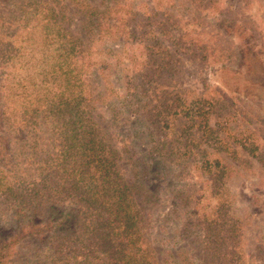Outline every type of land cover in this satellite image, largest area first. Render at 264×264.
Masks as SVG:
<instances>
[{"label": "trees", "instance_id": "1", "mask_svg": "<svg viewBox=\"0 0 264 264\" xmlns=\"http://www.w3.org/2000/svg\"><path fill=\"white\" fill-rule=\"evenodd\" d=\"M21 1L0 8V199L15 225L0 231V264H245L246 214L231 203L226 180L232 167L217 155L238 160L219 133L229 108L215 92L208 96V85L201 95L186 88L172 95L162 81L172 76L178 54L204 60L211 50L225 85H240L229 56L221 54L224 62L209 47V28L189 27L206 26L210 18L241 36L264 104V25L221 8L218 0H139L138 6L134 0ZM70 6L82 18L80 36L68 30ZM208 6L215 11L205 12ZM111 66L119 69L117 80L128 83L132 74V91L120 97L110 87ZM230 76L238 82L226 81ZM152 99L163 105L155 102L151 110ZM176 119L183 122L179 130L162 137ZM259 149L255 156L262 161ZM197 155L205 178L195 190L181 166ZM160 180L167 186L149 188L147 182ZM206 191L212 205L205 206L207 197L201 202ZM168 201L176 216L184 215L183 233H167L169 247L158 253L154 246L163 238L153 233V219ZM25 238L31 240L22 249ZM263 247L255 250L260 264Z\"/></svg>", "mask_w": 264, "mask_h": 264}, {"label": "rangeland", "instance_id": "2", "mask_svg": "<svg viewBox=\"0 0 264 264\" xmlns=\"http://www.w3.org/2000/svg\"><path fill=\"white\" fill-rule=\"evenodd\" d=\"M145 1V0H143ZM220 2L221 8H224L230 12H233L239 15L240 18H251L253 21L258 22V26L264 25V0H218ZM2 2V3H1ZM66 2V1H64ZM21 3H24L21 0H0V8L4 11L5 6H19ZM152 3V2H151ZM149 1H145V4H151ZM166 4V2L164 1ZM3 4V5H2ZM131 4H142L139 0H134ZM4 6V7H3ZM160 6V5H159ZM164 6V5H163ZM214 6V5H213ZM70 24L68 25V30L75 35H81L80 33V23L82 18L76 13L75 9L70 6ZM140 10H143V7H140ZM150 10V9H147ZM214 12L215 9L212 6H208L205 12ZM172 14L176 12L171 11ZM179 18L185 22H190L191 18L189 15L179 13ZM23 22H28L26 19ZM206 26H197L196 23L191 24L189 27L195 28L198 32L206 31L211 40L209 42V47L212 46L215 49V54H223L229 56V63H227L233 70L241 74L240 85L235 86L232 90L225 85L223 80L219 77L220 63L212 62L210 56L212 53L211 50H208L207 57L204 60H200L199 57L193 58L192 56L185 54H178L179 61H175V65L172 66L173 72L171 77H168L162 81L163 88H166L170 91V94L175 95L176 91L180 88L189 89L192 93L196 95H201L205 91V86H209L208 96H211V92H215L217 96L225 101V107L229 108L228 115L225 114L228 118L222 123V129L219 131L220 136H225L226 140L229 143L230 147L237 152V161L229 160V157L225 152H218V156H221L227 160V163L231 165L232 175L229 179L226 180V188L229 190V194L232 197V205L237 209L239 215L246 214L245 220L242 219L243 223V241L241 248L243 249L246 255L245 264H260L259 259L255 257V250L259 248L260 244H264V155L262 161L255 156L256 152L259 154L260 147L264 148V104L261 100L258 99L257 94H255V74H251L248 71L249 66L255 68V62L251 63L249 50H246L245 45L242 43L241 36L236 33H228L225 30V26L221 22L215 20L209 21L205 20ZM241 26V24H238ZM170 26H168L169 28ZM255 27V24H254ZM264 28V27H263ZM246 32L247 36H250V40L255 43V36H251V31L245 28H242ZM237 32V31H236ZM246 36V35H245ZM206 37V36H205ZM212 37H215L214 39ZM109 47V44H106ZM107 49V48H106ZM245 51L246 57L243 54ZM121 52V50H120ZM119 52V53H120ZM126 57V53H123ZM106 62L108 58L107 55L101 56ZM222 60L225 62V57L221 55ZM100 59H98L99 61ZM194 60V61H193ZM143 61V58L140 57V61ZM249 62V63H248ZM115 66H111L106 72L108 73V82H110V87L118 89L116 93L121 97L125 91H132L133 85L137 82L133 81V76L131 74L126 79L128 83H125L124 79L117 80V75L119 69L115 70ZM142 72V67L137 65V71ZM115 74V75H114ZM169 80V81H168ZM138 81V80H137ZM226 81L229 82H238V79L233 77H227ZM121 89V91H120ZM210 91V92H209ZM166 93L168 97L170 95ZM96 95V94H95ZM187 98H190L192 95L190 92L184 94ZM95 98V96L93 95ZM159 106V101H152L149 103L151 110L152 106ZM164 101L163 103H165ZM163 105V104H162ZM119 109V107H118ZM116 109V110H118ZM1 115V114H0ZM259 118V119H258ZM1 120V116H0ZM215 119L213 118L210 121V125H213ZM180 120L176 119L175 122L170 123V127L163 129L162 137H165L164 134H167L166 137L172 135V130L176 132L181 127ZM4 125L0 124V132L2 131ZM156 132V129H155ZM117 135V133H115ZM45 140H48V137H44ZM224 138V139H225ZM1 140H3L1 138ZM255 143L258 145V148L255 151ZM46 144V141H45ZM17 146V145H16ZM145 149L152 150L157 152L158 150L153 148L152 145L146 144ZM243 146H246L248 150L243 149ZM46 147V146H45ZM44 147V148H45ZM17 150V147H15ZM27 148H23L19 152L23 153ZM144 149V150H145ZM146 151V150H145ZM192 152H194L192 150ZM253 152V153H251ZM29 157V156H28ZM212 159L216 160V154L211 156ZM210 157V158H211ZM181 170L187 176L193 177L194 189H199L202 182L204 183L205 172L202 169L201 159L199 155L197 158L191 159L185 164V169L181 166ZM155 180V179H154ZM151 190L160 189V187L167 186V183L163 181L155 182L151 184L147 182ZM154 187V188H153ZM159 187V188H158ZM208 191L205 192L204 196L201 198V202L205 197L208 200L205 202V206L212 205L215 199L212 196L206 195ZM195 197L198 195L195 194ZM2 199H0V231L2 234L9 233L11 231V226L15 225L11 222L9 215L4 213ZM173 202H161V205H158V208L155 211V216L153 219V233H162V246H154L155 250L163 252L169 246H166L167 233L171 230H175L177 233L182 234L183 230L181 224H183L184 215L181 214L182 211H179V217L172 211ZM192 222L197 223V218H192ZM191 228L188 234H191V237H195V230ZM181 230V231H178ZM26 240L23 243L22 249H26L27 244L30 243L31 239ZM189 240H187L188 242ZM33 244V243H32ZM264 248V247H263Z\"/></svg>", "mask_w": 264, "mask_h": 264}]
</instances>
